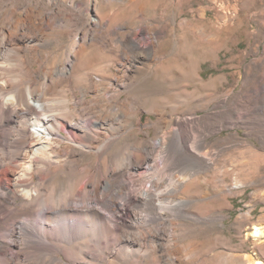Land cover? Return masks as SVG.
Returning <instances> with one entry per match:
<instances>
[{
    "label": "bare ground",
    "instance_id": "6f19581e",
    "mask_svg": "<svg viewBox=\"0 0 264 264\" xmlns=\"http://www.w3.org/2000/svg\"><path fill=\"white\" fill-rule=\"evenodd\" d=\"M112 20H90L81 2L0 0V264H16L11 251L22 244L33 251L24 264L175 260L174 226L193 216L189 182L218 153L206 143L207 118L194 115L177 118L154 139L114 149L129 132L128 113L142 106L133 96L125 102L118 89L132 94L137 71L150 75L158 63L155 30L122 36ZM63 28L74 40L68 56L42 68L33 83L39 58L30 54ZM92 45L104 52L97 67L88 59ZM59 140L70 149L64 159ZM72 180L64 192L62 183ZM251 237H264V226L255 225Z\"/></svg>",
    "mask_w": 264,
    "mask_h": 264
},
{
    "label": "rangeland",
    "instance_id": "374dc122",
    "mask_svg": "<svg viewBox=\"0 0 264 264\" xmlns=\"http://www.w3.org/2000/svg\"><path fill=\"white\" fill-rule=\"evenodd\" d=\"M103 1L64 0L88 5L90 20L96 14L104 21L112 17L110 27L122 36L138 29L157 33V70L137 71L132 94L118 89L125 102L133 96L142 106L128 113L123 125L129 132L114 149L154 139L177 118L194 115L207 118L206 143L218 153L189 182L193 216L174 226V262L159 264H249L247 256L264 264V237H251L255 225L264 226V0H131L129 6ZM73 43L63 28L31 53L39 58L33 83L42 68L64 61ZM88 50L94 51L90 67H97L103 50L96 45ZM117 69L111 63L113 76L120 77ZM59 142L64 159L70 149ZM62 184L66 192L74 181ZM11 252L16 264L33 253L24 244Z\"/></svg>",
    "mask_w": 264,
    "mask_h": 264
}]
</instances>
